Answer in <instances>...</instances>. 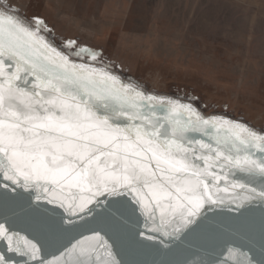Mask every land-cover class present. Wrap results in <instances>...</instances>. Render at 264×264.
<instances>
[{"label":"snow or ice","instance_id":"1","mask_svg":"<svg viewBox=\"0 0 264 264\" xmlns=\"http://www.w3.org/2000/svg\"><path fill=\"white\" fill-rule=\"evenodd\" d=\"M45 33L0 0V264H184L191 240L264 264V130Z\"/></svg>","mask_w":264,"mask_h":264},{"label":"rangeland","instance_id":"2","mask_svg":"<svg viewBox=\"0 0 264 264\" xmlns=\"http://www.w3.org/2000/svg\"><path fill=\"white\" fill-rule=\"evenodd\" d=\"M152 87L264 126V0H10Z\"/></svg>","mask_w":264,"mask_h":264},{"label":"water","instance_id":"3","mask_svg":"<svg viewBox=\"0 0 264 264\" xmlns=\"http://www.w3.org/2000/svg\"><path fill=\"white\" fill-rule=\"evenodd\" d=\"M19 11H20V15L23 17H26V18L32 17V16H28L20 8H19ZM39 18L43 19L42 17H39ZM47 26L49 29H51V33H45V35H47V38L50 41H52L58 48H61V50H64L62 46L65 44L67 40L58 38V36L54 33L52 27L48 24ZM82 46H85V45H82ZM105 61L107 63H110L113 66V69L116 71L118 75L121 76L122 79H124L125 81H130L138 85L140 88H142L148 93L167 96L173 99H179L185 103H191L192 101L188 100L187 97H192L195 100V106L205 116H211V115L225 116L229 119L238 120L243 123H246L248 126L256 130H264V126L255 124L254 122L246 118L244 115L236 113L227 107H221L219 105L209 106L203 100L195 97L192 93H188L185 90H181V89L163 90V89L152 87L150 84L146 83L145 81H142L138 77L129 74L127 71H124L120 65L114 63L112 60H110L106 56H105ZM225 215H234V214L226 213ZM3 247L4 245L0 243V249H3ZM232 247L237 248L239 247V245H232ZM241 251L247 252L250 257L254 258V260L259 258V246L258 245L255 249V255L253 252H250L248 248H242ZM8 255H12V254L8 253ZM217 257H219L221 260L227 259L228 258L227 252L225 251L221 253L220 247H217L215 249H207L205 246H203L201 241L191 240L189 242H185L184 245H181L179 255L177 258L184 261V264H202V261L204 260H207L210 258L215 260Z\"/></svg>","mask_w":264,"mask_h":264}]
</instances>
